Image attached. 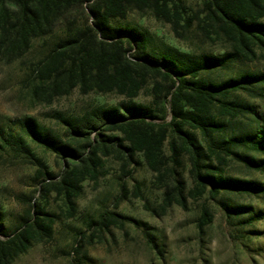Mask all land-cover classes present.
<instances>
[{
    "label": "trees",
    "instance_id": "16d2710c",
    "mask_svg": "<svg viewBox=\"0 0 264 264\" xmlns=\"http://www.w3.org/2000/svg\"><path fill=\"white\" fill-rule=\"evenodd\" d=\"M133 12L169 25L177 39L196 32L203 42L226 47L194 54L158 43L149 30L126 23ZM50 40L32 67L36 96L51 102L78 89L122 100L81 115L55 114L63 132L30 116L0 125V157L35 168L36 183L17 224H8L0 204V264H16L36 245L53 240L58 216L50 208L51 197L65 219L76 218L84 185L106 175L109 158L126 176L131 175L127 168L142 159L161 192L159 210L145 206L154 214L174 205L188 210L189 199L206 198L220 206L234 229L264 220V209L232 198L264 200V180L227 171L235 162L264 176V112L256 102L264 100V72L247 70L222 80L212 76L264 57V0H0V63L22 62L35 43ZM144 90L152 98L149 104L138 101ZM33 144L59 159L57 173ZM131 197L143 198L142 184L120 177L114 205ZM213 219L203 204L200 234ZM126 223L144 228L149 245L163 255L146 222L109 209L88 219L86 230L76 229L64 254L71 264H95L88 247Z\"/></svg>",
    "mask_w": 264,
    "mask_h": 264
},
{
    "label": "rangeland",
    "instance_id": "374dc122",
    "mask_svg": "<svg viewBox=\"0 0 264 264\" xmlns=\"http://www.w3.org/2000/svg\"><path fill=\"white\" fill-rule=\"evenodd\" d=\"M126 23L140 25L149 30L158 43L163 42L184 52L220 53L226 47L220 41L203 42L196 32H191L186 39H177L169 25L148 13L133 12ZM51 42L35 43L22 62L12 65L0 63V125L30 116L57 132H63L55 114L81 115L94 107L115 105L122 100L116 94H82L78 89L68 95L54 97L51 102L36 96L33 86L37 82L32 67L45 54ZM247 70L264 72V57L255 62H237L229 70L216 72L212 76L222 80ZM151 99L148 90H144L138 101L149 104ZM256 102L261 106L260 111L264 112V100ZM33 147L49 169L56 173L60 170V161L53 153L35 144ZM137 160L141 163L129 166L127 171L131 175L126 176L119 162L112 158L106 159V175L98 182H87L84 185L83 193L77 201L78 216L74 219H65L58 200L51 197L50 208L58 216L53 240L36 245L21 256L16 264H71L70 258L64 253L73 245L76 229L86 230V221L104 209L146 222L148 232L156 236L163 255L149 245L144 228L126 223L122 228L112 227L101 238L99 235L95 243L88 247V254L95 264H264V220L237 228V231L228 225L220 206L213 201L207 202L206 198L198 201L189 199L188 210L174 205L163 215L147 211L146 205L159 210L161 192L153 187V174L142 159ZM185 166V179L191 186L188 162ZM227 171L235 176L264 180V176L248 171L235 162L229 164ZM34 173L35 168L29 165L0 157V204L7 210V222L11 226L17 224L20 216L28 209V199L36 189ZM120 177L128 180L130 185L136 182L142 184L143 198L131 197L118 206L114 205ZM232 198L238 204L251 205L257 210L264 209L262 199L242 196ZM203 204L209 205L214 219L200 234L197 220Z\"/></svg>",
    "mask_w": 264,
    "mask_h": 264
}]
</instances>
